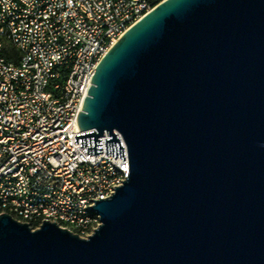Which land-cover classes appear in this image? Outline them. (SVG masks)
I'll return each instance as SVG.
<instances>
[{
    "label": "water",
    "instance_id": "95a60500",
    "mask_svg": "<svg viewBox=\"0 0 264 264\" xmlns=\"http://www.w3.org/2000/svg\"><path fill=\"white\" fill-rule=\"evenodd\" d=\"M75 136L125 161L82 237L0 214V264H264V0H163L100 60ZM118 134L120 136H118Z\"/></svg>",
    "mask_w": 264,
    "mask_h": 264
},
{
    "label": "built area",
    "instance_id": "2783aa9c",
    "mask_svg": "<svg viewBox=\"0 0 264 264\" xmlns=\"http://www.w3.org/2000/svg\"><path fill=\"white\" fill-rule=\"evenodd\" d=\"M163 1V0H162ZM157 4L149 0H0V214L45 219L87 237L89 208L123 184L125 161L75 141L100 60Z\"/></svg>",
    "mask_w": 264,
    "mask_h": 264
},
{
    "label": "trees",
    "instance_id": "16d2710c",
    "mask_svg": "<svg viewBox=\"0 0 264 264\" xmlns=\"http://www.w3.org/2000/svg\"><path fill=\"white\" fill-rule=\"evenodd\" d=\"M151 1L153 4H158L159 2H161L162 0H149Z\"/></svg>",
    "mask_w": 264,
    "mask_h": 264
}]
</instances>
